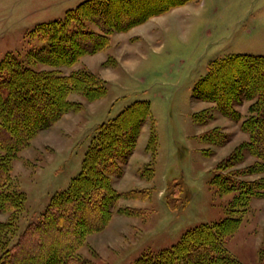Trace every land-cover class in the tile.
<instances>
[{
    "label": "rangeland",
    "instance_id": "rangeland-1",
    "mask_svg": "<svg viewBox=\"0 0 264 264\" xmlns=\"http://www.w3.org/2000/svg\"><path fill=\"white\" fill-rule=\"evenodd\" d=\"M82 1L0 0V58L10 52L23 59L42 44L32 34L37 24L62 18ZM233 53L264 56V0H188L114 31L104 48L71 66L35 63L34 68L62 74L87 70L104 82L105 93L93 100L69 93L77 108L39 130L14 155L12 185L25 201L10 240L77 175L97 127L137 100L148 101L150 113L120 164L121 175L111 177L120 196L105 227L88 234L76 251L79 260L68 264H131L143 253L175 244L190 228L224 218L233 194L221 193L211 180L217 163L248 139L240 123L252 101L234 102L241 115L235 121L214 102L196 97L193 88L213 59ZM196 113L204 120H196ZM211 129L226 135L223 144L204 139ZM255 160L245 152L232 168ZM10 216L0 211V222ZM224 244L242 264H264V197L251 199Z\"/></svg>",
    "mask_w": 264,
    "mask_h": 264
},
{
    "label": "trees",
    "instance_id": "trees-1",
    "mask_svg": "<svg viewBox=\"0 0 264 264\" xmlns=\"http://www.w3.org/2000/svg\"><path fill=\"white\" fill-rule=\"evenodd\" d=\"M188 0H83L60 19L41 22L32 29L42 41L22 59L6 53L0 58V211L11 212L0 222V264H68L79 260L77 249L86 236L108 223L120 193L111 177L121 175V162L132 153L139 129L150 113L149 102L137 100L116 116L101 123L87 146L81 167L68 186L55 192L45 209L19 232L15 240L17 213L25 195L12 185L11 160L41 129L77 108L68 100L71 92L88 99L101 97L104 82L87 70L62 74L85 54L104 48L114 31H124L149 17ZM193 94L215 103L218 111L235 121L241 118L234 102L251 100L249 116L240 128L248 139L237 145L215 167L211 183L221 193H232L226 216L185 231L170 247L146 252L131 264H242L225 248L224 238L238 226L242 213L254 197H264V56L233 53L213 59ZM203 121L200 113L194 115ZM210 143L223 144L226 135L216 129L204 134ZM247 152L255 161L232 168ZM9 239V240H8Z\"/></svg>",
    "mask_w": 264,
    "mask_h": 264
}]
</instances>
